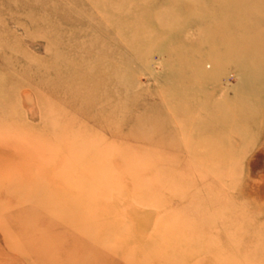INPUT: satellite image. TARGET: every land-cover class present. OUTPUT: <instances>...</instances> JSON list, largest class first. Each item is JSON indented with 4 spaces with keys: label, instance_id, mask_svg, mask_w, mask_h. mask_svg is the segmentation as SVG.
Listing matches in <instances>:
<instances>
[{
    "label": "rangeland",
    "instance_id": "rangeland-1",
    "mask_svg": "<svg viewBox=\"0 0 264 264\" xmlns=\"http://www.w3.org/2000/svg\"><path fill=\"white\" fill-rule=\"evenodd\" d=\"M0 139V264H264V0H0Z\"/></svg>",
    "mask_w": 264,
    "mask_h": 264
},
{
    "label": "bare ground",
    "instance_id": "bare-ground-1",
    "mask_svg": "<svg viewBox=\"0 0 264 264\" xmlns=\"http://www.w3.org/2000/svg\"><path fill=\"white\" fill-rule=\"evenodd\" d=\"M92 20H93V19H92ZM113 24L115 25V23H113ZM59 56H60V55H59ZM96 56H97V55H96ZM104 56H105V55H104ZM106 59H107V58H106ZM65 61H66V60H65ZM105 63H106V62H105ZM101 65H102V64H101ZM103 66H104V65H103ZM89 72H90V71H89ZM92 72H93V71H92ZM87 75H88V74H87ZM94 76H95V75H94ZM107 76H108V75H107ZM87 77H88V76H87ZM90 78H91V77H90ZM92 78H93V77H92ZM72 79H73V78H72ZM70 80H71V79H70ZM97 81H98V80H97ZM98 83H99V82H98ZM76 84H77V83H76ZM79 84H80V82H79ZM79 84H78V85H79ZM87 84H88V83H87ZM76 86H77V85H76ZM92 86H93V85H92ZM85 87H86V86H85ZM78 88H79V87H78ZM114 88H115V87H114ZM86 91H87V90H86ZM97 91H98V93H99V92H100V89L97 88ZM89 92H90V91H89ZM87 93H88V91H87ZM99 94H100V93H99ZM101 95H102V94H101ZM82 96H84V95H82ZM102 96H103V95H102ZM79 97H80V96H78V98H79ZM90 97H91V96H90ZM96 97H97V96H96ZM103 97H104V96H103ZM81 98H83V97H81ZM103 99H105V97H104ZM86 100H87V99H86ZM93 100H94V99H93ZM84 101H85V99H84ZM97 101H98V100H97ZM82 102H83V101H82ZM85 102H86V101H85ZM87 103H88V102H87ZM88 104H89V103H88ZM90 104H93V103H90ZM44 109H45V108H44ZM21 124H23V123H21ZM55 125H56V124H55ZM17 126H18V125H17ZM23 126H24V125H23ZM7 128H9V127H7ZM22 130H23V129H22ZM6 131H7V130H6ZM9 132H10V131H9ZM9 132L7 131L6 133H9ZM16 132H17V131H16ZM16 132L14 133V132L11 131V133H10L9 136L11 137V134H13V135L16 134L15 136L20 135L18 132H17V133H18V135H17ZM3 133H4V135H5V132H4V131H3ZM20 133H21V132H20ZM4 135H3V137H4ZM7 135H8V134H7ZM22 135H23V134L21 133L20 137H21ZM5 136H6V135H5ZM13 137H14V136H13ZM23 137H24V135H23ZM23 137H21V138H23ZM26 137H27V136H26ZM5 138H6V139H5ZM5 138L2 139V137H1L2 141H3L4 139L7 140V138H9V137L6 136ZM24 138H25V137H24ZM29 138H30V140L32 139L31 137H29ZM1 139H0V141H1ZM26 139H27V138H25V140H26ZM9 140H10V139H9ZM28 140H29V139H28ZM7 141H8V140H7ZM10 141H11V140H10ZM12 141H15V140L12 139ZM23 141H24V140H23ZM26 141H27V140H26ZM16 142H17V141H16ZM27 142H28V141H27ZM34 142H35V141H34ZM8 143H9V141H8ZM13 143H14V142H13ZM29 144H30V143H29ZM8 145H9V144H8ZM12 145H13V144L11 143L10 146H12ZM19 145H20V143H19ZM23 145H24V144H23ZM23 145H21V146H23ZM29 146H30V145H29ZM17 176H18V175H17ZM18 178H19V177H18ZM30 195H31V194H30ZM29 197H30V196H29ZM19 203H20V202H19ZM25 204H27V203H25ZM18 206H19V205H18ZM20 206H21V205H20ZM16 218H17V217H16ZM94 241H95V240H94ZM105 241H106V240H105ZM95 246H96V245H95ZM109 247H110V246H109ZM109 247H108V248H109Z\"/></svg>",
    "mask_w": 264,
    "mask_h": 264
}]
</instances>
